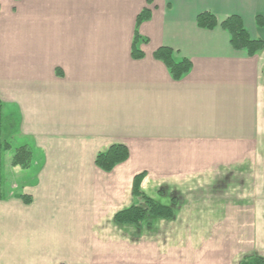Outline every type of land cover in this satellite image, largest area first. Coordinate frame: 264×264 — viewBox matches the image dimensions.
<instances>
[{"label": "crops", "instance_id": "crops-1", "mask_svg": "<svg viewBox=\"0 0 264 264\" xmlns=\"http://www.w3.org/2000/svg\"><path fill=\"white\" fill-rule=\"evenodd\" d=\"M146 7L145 57L134 60ZM205 12L219 24L240 16L264 41V0H0V99L13 145L4 159L32 151L27 169L3 167L0 264H221L240 242L264 257V51L250 57L220 26L200 29ZM160 47L191 60V72L175 81L154 59ZM114 144L130 158L105 173L95 159ZM252 172L253 181L237 177ZM142 173L148 196L176 198L174 218L119 226ZM250 182L258 194L242 197ZM236 209L247 232L228 228Z\"/></svg>", "mask_w": 264, "mask_h": 264}, {"label": "trees", "instance_id": "trees-1", "mask_svg": "<svg viewBox=\"0 0 264 264\" xmlns=\"http://www.w3.org/2000/svg\"><path fill=\"white\" fill-rule=\"evenodd\" d=\"M153 10L146 7L138 15L136 21V32L132 45L131 55L134 60H141L145 53L141 51L137 44L142 37L139 35L138 28L144 23L151 20ZM259 27H264V17L256 18ZM197 25L203 30H214L219 26L228 33L230 44L234 50L246 52L250 57H255L264 51V41L253 39L246 28L240 16L233 15L219 24L217 17L210 12L201 13L197 17ZM143 42H148L146 39ZM154 59L164 63L168 68L172 78L180 81L188 75L193 69V63L189 59H175V53L171 48L160 47L154 52ZM9 128L5 125L3 117V103L0 99V199L3 192V159L4 154L13 149L10 140L7 139ZM130 158V150L126 145L114 144L106 151L100 152L95 159L96 166L105 173H111L117 166L127 162ZM32 160V151L26 147H18L14 150L12 165L27 169ZM145 173L139 174L134 179L133 193L137 202L131 207L118 212L115 215V222L119 226L142 228L150 226L152 221L172 220L175 215L176 199L171 198L169 203H163L144 193L141 184L145 178ZM24 199L28 196H22ZM240 264H264V258L253 254L245 257Z\"/></svg>", "mask_w": 264, "mask_h": 264}, {"label": "rangeland", "instance_id": "rangeland-1", "mask_svg": "<svg viewBox=\"0 0 264 264\" xmlns=\"http://www.w3.org/2000/svg\"><path fill=\"white\" fill-rule=\"evenodd\" d=\"M128 147V146H127ZM129 148V147H128ZM130 150V149H129ZM10 159L7 157L6 159H3V164H4V166H6V165H8V163H10V164H12V159L9 161ZM3 174V186H5L4 185V181L5 180H7L8 178H6V176H5V173H2ZM253 176V177H252ZM257 176V172L256 173H254V172H252V173H237V177H238V179L239 178H244V180L245 181H253L254 180V177H256ZM236 179V178H235ZM248 184V183H247ZM250 184V186H248L247 185V188H245V192H242V197H243V193H245V195H244V197L245 198H247V195L249 194V192L252 194V196L254 195V194H258V186L256 185V187H254V183L252 182H250L249 183ZM4 188V187H3ZM153 195V194H152ZM257 196V195H256ZM151 197V196H150ZM158 197V195H155V196H152V198H157ZM175 198V197H174ZM176 199V198H175ZM257 197L256 198H251L250 199V201H251V206H249V207H251L252 209H253V207H254V202H256L257 201ZM230 207V206H229ZM247 207V206H246ZM246 214V213H245ZM243 217H242V214H240V213H238V211H237V209L235 210V216H234V222L232 223L231 221H229L228 222V228H232V224H234V228H235V231L236 232H239L240 233V231H246L247 232V230H248V226L247 225H245V224H243V223H247V222H249V219H246L247 217H245V220H243L242 219ZM215 221H212V220H204V221H198V224L199 223H201V227L202 228H212V227H214V225H213V223H214ZM191 223H194V222H191ZM184 224H185V222H184ZM243 224V225H242ZM191 225V224H190ZM243 226V228L241 229V227L240 226ZM173 226V228L174 229H177L178 228V225H177V223L176 224H174V225H172ZM247 226V227H246ZM171 235H173L172 233H171ZM235 237H237V235L235 236ZM171 239H173V236H171L170 237ZM176 238V237H175ZM237 239H241V236L240 237H237ZM146 242V241H145ZM242 245H240V246H242V248H243V251H239V252H237L236 251V253H234V254H232L231 256H230V258H229V260H225V262L226 263H222L221 262V264H240L241 263V261L243 260V257L245 256V257H247V256H250L249 255V253H252L253 251H254V249L253 248H256V247H254V246H252L251 248L250 247H248L247 249H250V252H248L249 250H247L245 247H246V245L245 244H243L242 242H240ZM252 250V251H251ZM255 254H257V255H259V256H261L258 252H254ZM185 254V253H184ZM248 254V255H247ZM155 255H157V257H161L160 255L161 254H155ZM175 256L177 255V254H174ZM124 256H126V253L123 255V257ZM244 257V258H245ZM262 257V256H261ZM264 258V257H263ZM224 260V259H223ZM217 264H220L219 262H217Z\"/></svg>", "mask_w": 264, "mask_h": 264}]
</instances>
